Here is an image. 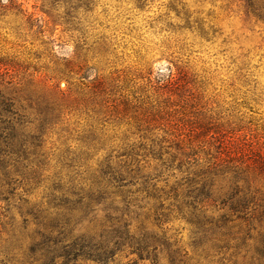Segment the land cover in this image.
<instances>
[{
	"label": "rangeland",
	"instance_id": "obj_1",
	"mask_svg": "<svg viewBox=\"0 0 264 264\" xmlns=\"http://www.w3.org/2000/svg\"><path fill=\"white\" fill-rule=\"evenodd\" d=\"M41 5L0 0V91L22 116L13 149L0 139V264H42L31 211L87 191L110 154L136 174L110 190V216L155 235L156 264H262L264 0H58L52 17ZM125 144L161 158L118 155ZM234 185L253 197L251 222L215 226ZM96 208L76 234L110 225Z\"/></svg>",
	"mask_w": 264,
	"mask_h": 264
},
{
	"label": "trees",
	"instance_id": "obj_2",
	"mask_svg": "<svg viewBox=\"0 0 264 264\" xmlns=\"http://www.w3.org/2000/svg\"><path fill=\"white\" fill-rule=\"evenodd\" d=\"M36 1H41V10L52 17L51 9L45 10V3L51 2L55 5L58 0ZM14 106L13 100L0 91V112H2V114L0 113V139L7 150H10L12 142L18 139L16 126L19 125L22 119L21 113ZM46 111L47 113L42 122H45V125H49L57 119V116L53 115L54 107H48ZM87 140L89 146L92 145L93 149L96 148V151L99 149L98 147L100 146H94L96 138L92 134ZM119 150L121 151L117 152L118 155H125L130 158L139 156V153L144 157L151 153L153 156L161 158V148L159 145L154 144L148 148L144 144H138L137 146L125 144ZM4 153L19 155L9 151ZM0 155L2 154L0 153ZM105 163L100 170V176L96 179V183L90 185L87 191L84 188L75 189L73 187L71 192H62L59 196H52L47 204L36 206L31 211V215L37 225L43 227V231L40 232V241L36 244V249L41 252L43 257L42 264H58L61 259L75 260L79 258L92 261L95 264H109L113 263L115 255L124 249L128 250L129 255L137 257L136 260H131L128 264H137L143 261H151L153 264L158 262L155 235L147 231L139 232L138 234L131 233L127 223H123L120 226V218H111L112 203L106 204L108 196L111 194L110 190L117 188L119 190L132 184V179L131 181L125 180L123 174L128 175L126 178H133L136 176L135 172L126 163L123 167H120L124 172L112 167L111 154L106 156ZM216 165L217 163L214 164V166ZM238 180L239 178L235 177V181ZM189 190L187 197L193 196V203H195L197 196H194V190ZM202 191L199 190L200 193ZM232 192L228 210L219 216V219L215 221V226H226L234 222V216H236L235 220L245 224L251 222L252 217L251 214L248 215V206L253 202V197L247 192L243 193L237 185H234ZM100 205L110 225L107 227L104 224L101 231L96 234H76L75 231L79 224L90 216L94 217L97 211L96 207ZM260 215V220L264 222V212L261 211ZM259 242L261 244L260 247H257V250L260 253L259 257L262 260V264H264V235H262Z\"/></svg>",
	"mask_w": 264,
	"mask_h": 264
}]
</instances>
